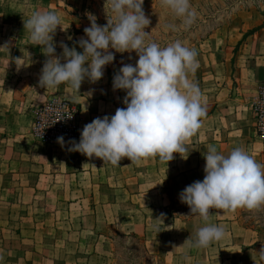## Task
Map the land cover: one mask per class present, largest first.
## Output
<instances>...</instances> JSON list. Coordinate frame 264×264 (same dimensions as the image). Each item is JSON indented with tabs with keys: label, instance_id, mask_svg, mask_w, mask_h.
<instances>
[{
	"label": "rangeland",
	"instance_id": "rangeland-1",
	"mask_svg": "<svg viewBox=\"0 0 264 264\" xmlns=\"http://www.w3.org/2000/svg\"><path fill=\"white\" fill-rule=\"evenodd\" d=\"M263 6L264 0H190L196 18L185 27L161 0H144L142 7L150 20L145 27L146 39L161 47L179 40L194 49L198 68L188 78L203 89L208 83L213 89L209 100L216 102L222 88H226L227 96L228 90L242 83L239 76L247 67L245 43L264 28ZM106 11L111 15L105 9V0H91L89 8L82 9L75 21L90 26L87 14L91 13L98 24L105 25ZM3 17L9 20L13 15L7 13ZM15 33L18 36L17 30H6L7 36ZM109 51L115 53L114 61L119 59L121 64L135 65L138 60L134 50ZM12 64V60L0 59V69ZM1 73L0 86L4 88L6 82L12 83V78ZM99 80L110 86L113 75L104 71ZM99 80L85 78L79 91L66 83L68 93H60L59 85L53 87L33 109L29 133L21 134L23 139L6 140V146L15 150L0 153V264H171L161 254H156L157 262L145 263L143 242L120 237L137 234L126 229L132 224L131 216L145 210V159L133 163L139 165L141 173L137 174L126 167L127 157L113 165L68 150L69 141H79L86 123L112 115L118 108L112 96L97 97ZM65 102L70 109L64 106ZM59 136L64 137L63 147L57 142ZM177 161L173 158L161 164L168 176L165 187L172 202L169 208L188 216L190 207L181 202L176 191ZM140 180L144 186L137 190L136 182ZM237 210L242 222L264 234V205ZM154 224L157 220L151 222ZM138 236L145 240V236Z\"/></svg>",
	"mask_w": 264,
	"mask_h": 264
},
{
	"label": "clouds",
	"instance_id": "clouds-1",
	"mask_svg": "<svg viewBox=\"0 0 264 264\" xmlns=\"http://www.w3.org/2000/svg\"><path fill=\"white\" fill-rule=\"evenodd\" d=\"M144 0H105L107 24L97 23L88 13L90 26L84 28L87 38L80 37L75 46L61 42V56L56 54L53 33L62 25L55 11L35 10L25 21L31 41L42 46L47 59L39 76L42 88L67 83L79 91L82 81H98L104 67L113 62L116 52L138 55L135 65L122 63L113 76V89L125 90L123 103L112 115L96 117L86 123L80 138L69 141V151L101 158L113 165L127 157L135 163L143 158L159 157L170 161L174 153L183 154L186 142L200 127L205 108L201 93L189 73L198 68L197 53L179 40L161 47L146 39L145 27L150 20L143 10ZM182 24L190 26L196 13L190 0H161ZM19 66V65H18ZM63 147V136L57 137ZM204 178L187 185L180 193L181 202L198 214L203 226L196 231L193 246L205 248L222 239L224 228L208 223L210 209H257L264 205V165L241 147L224 154L213 145L203 153ZM259 254L264 257V249Z\"/></svg>",
	"mask_w": 264,
	"mask_h": 264
},
{
	"label": "crops",
	"instance_id": "crops-1",
	"mask_svg": "<svg viewBox=\"0 0 264 264\" xmlns=\"http://www.w3.org/2000/svg\"><path fill=\"white\" fill-rule=\"evenodd\" d=\"M85 1L0 0V48H7L0 49V59L13 61L12 66L0 69L2 75L12 78V83L6 82L4 88L0 86V153L15 150L14 147L6 146V140L23 139L21 134L26 136L29 133L33 109L53 91V88H42L39 85L40 71L47 57L42 46L31 41L28 30L24 28V20L35 10L55 11L62 24L53 33L56 54H62L61 42L70 48L75 46L77 51L82 52L83 49L75 42L82 36L87 38L84 28L88 26H81L75 19L78 20V15L83 13L82 9L89 8L91 0L86 6ZM7 13L13 15L12 19L3 17ZM261 15L264 17V6L261 8ZM7 29L17 30L18 36L16 33L14 36H7ZM245 46L248 48L244 55L247 67L242 69L239 76L242 82L240 86L227 89V96L224 95L226 88H222L216 102L209 100L213 89L208 83H205L204 89L198 87L205 115L201 117L200 127L187 140V150L183 154H173L174 160H179L174 174L177 193L195 180H203L206 163L203 153L209 145L215 146L224 154L235 147H241L264 165V137L256 130L253 113L260 86L264 85V28L254 33ZM61 62H65L62 56ZM120 65L122 66L119 59L113 60V65L109 63L104 71H109L114 76ZM25 81L27 84H24ZM103 83L106 82H101L100 87L95 88L97 97L107 99L112 96L117 101L118 108L123 107L125 90H114L113 82L110 86ZM59 86L60 93L69 92L66 83ZM80 97L84 98L82 95ZM11 103L12 108H9ZM143 159L145 210L137 212L141 215L131 216L132 224L126 230L145 236L150 253L165 256L171 264H264V257L259 254L264 249V234L255 226L242 222L237 208L210 210L208 223L223 226L224 235L208 247L193 246L196 231L203 226L204 221L198 214L190 213L185 216L183 211L169 208L172 202L165 187L168 176L161 166L163 161L159 157ZM128 166L133 173H141L139 165L133 164L129 159L126 163V167ZM136 186L137 190L142 188L143 180L137 181ZM150 196L152 201L148 200ZM153 220H157V224L151 225Z\"/></svg>",
	"mask_w": 264,
	"mask_h": 264
},
{
	"label": "built area",
	"instance_id": "built-area-1",
	"mask_svg": "<svg viewBox=\"0 0 264 264\" xmlns=\"http://www.w3.org/2000/svg\"><path fill=\"white\" fill-rule=\"evenodd\" d=\"M64 106L70 109L69 103L65 102ZM253 113L255 115V127L257 132L264 137V85L260 86L258 98L253 105Z\"/></svg>",
	"mask_w": 264,
	"mask_h": 264
},
{
	"label": "trees",
	"instance_id": "trees-1",
	"mask_svg": "<svg viewBox=\"0 0 264 264\" xmlns=\"http://www.w3.org/2000/svg\"><path fill=\"white\" fill-rule=\"evenodd\" d=\"M120 237H122V238H132L135 241H141V242H143V247H144V251H145V263H146L147 260L149 262H153V263H155V262L158 261V260H156L157 257H158V255L151 254L148 251V249L146 247V242H145V240L142 237L138 236L137 234L121 235ZM158 262L161 263V264H166V262H164V261H158Z\"/></svg>",
	"mask_w": 264,
	"mask_h": 264
}]
</instances>
